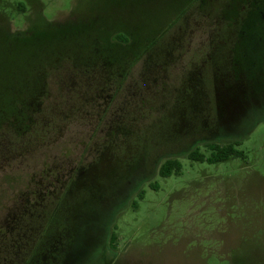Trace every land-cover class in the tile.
Here are the masks:
<instances>
[{
	"label": "rangeland",
	"instance_id": "374dc122",
	"mask_svg": "<svg viewBox=\"0 0 264 264\" xmlns=\"http://www.w3.org/2000/svg\"><path fill=\"white\" fill-rule=\"evenodd\" d=\"M235 140L244 157H188ZM44 247L264 264V0H0V264Z\"/></svg>",
	"mask_w": 264,
	"mask_h": 264
},
{
	"label": "trees",
	"instance_id": "16d2710c",
	"mask_svg": "<svg viewBox=\"0 0 264 264\" xmlns=\"http://www.w3.org/2000/svg\"><path fill=\"white\" fill-rule=\"evenodd\" d=\"M25 9V8H23ZM25 12V10H23ZM60 33L67 32L68 27L61 28L58 30ZM70 31V28H69ZM113 35L116 38V42L112 44L117 45H128L127 39L124 38L121 34L116 33L115 31H112ZM29 33H25L22 37H20L22 44H25L27 46H24V51L30 52L29 47L32 44V41H35V32H32L30 36H28ZM127 37V36H126ZM123 39V40H122ZM125 41V42H123ZM112 46V45H110ZM109 52H113V50L110 48ZM241 143L239 141H229L228 143H215V142H208L205 144V149L202 151L200 147H196L193 150H191L188 154V157L192 161L196 162H204L207 161L209 163H218L223 161H228L231 158H239L244 157V152L239 150L237 147ZM182 171V163L178 159H167L160 167L159 173L162 177H169L172 174L176 173L179 174ZM141 199L143 198V193L140 194ZM52 221V218H51ZM48 230L45 231V233L40 238V243H44V240L47 237ZM117 240L118 236L116 231H113L110 235V246L112 249H117ZM43 241V242H42ZM46 247L42 249H36L32 253V255L27 260L26 264H55L54 262H45L42 260V257H45L44 251ZM47 252V251H46ZM45 252V253H46Z\"/></svg>",
	"mask_w": 264,
	"mask_h": 264
}]
</instances>
